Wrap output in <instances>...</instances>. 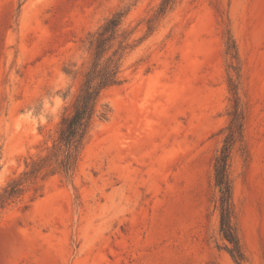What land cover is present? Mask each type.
<instances>
[{"label": "rangeland", "instance_id": "374dc122", "mask_svg": "<svg viewBox=\"0 0 264 264\" xmlns=\"http://www.w3.org/2000/svg\"><path fill=\"white\" fill-rule=\"evenodd\" d=\"M161 2L0 0V190L56 138L87 35L123 11L134 45L73 178L28 184L0 210V264H235L213 171L230 83L243 115L231 224L243 264H264V0H173L153 20Z\"/></svg>", "mask_w": 264, "mask_h": 264}, {"label": "trees", "instance_id": "16d2710c", "mask_svg": "<svg viewBox=\"0 0 264 264\" xmlns=\"http://www.w3.org/2000/svg\"><path fill=\"white\" fill-rule=\"evenodd\" d=\"M172 5L173 0H162L153 20L163 17ZM125 15L126 12L123 11L113 13L96 31L87 35L88 57L70 113L61 119L57 136L51 146L43 154L37 155L30 163L25 164V170L0 190V210L17 200L28 184L43 182L54 175H61L66 180L73 178L81 150L96 117L100 94L121 84L120 70L123 59L134 47L130 41V34L121 27ZM148 31L152 30L148 28ZM227 48L233 51V55L235 54L232 41L227 43ZM229 87L234 97L232 112L229 114L230 123L223 144L214 158L213 171L214 183L221 194L220 233L231 247L228 253L234 263L243 264V253L231 224L233 205L231 182L227 174L232 146L241 137L243 115L238 104L236 86L230 83ZM33 190L38 192L39 189L34 187Z\"/></svg>", "mask_w": 264, "mask_h": 264}]
</instances>
